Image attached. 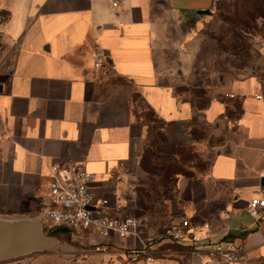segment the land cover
<instances>
[{
  "label": "crops",
  "instance_id": "obj_1",
  "mask_svg": "<svg viewBox=\"0 0 264 264\" xmlns=\"http://www.w3.org/2000/svg\"><path fill=\"white\" fill-rule=\"evenodd\" d=\"M214 1L0 0V216H42L55 164L84 167L96 194L120 198L117 175L147 107L177 128L201 116L242 132L214 155L207 179L184 184L182 211L264 257V212L257 221L248 211L264 198V82L234 81L200 110L157 80L158 15L198 14Z\"/></svg>",
  "mask_w": 264,
  "mask_h": 264
},
{
  "label": "rangeland",
  "instance_id": "obj_2",
  "mask_svg": "<svg viewBox=\"0 0 264 264\" xmlns=\"http://www.w3.org/2000/svg\"><path fill=\"white\" fill-rule=\"evenodd\" d=\"M263 7L264 0H222L210 14L161 12L153 34L158 83L202 110L234 81L255 76L264 82V18L244 17V11ZM139 119L145 132L134 139L132 161L118 173L115 189L133 214L146 220L150 238H158L165 225L183 215L184 184L207 179L214 155L229 150L227 143L242 132L234 126L218 129L201 116L177 128L147 107ZM53 235L60 241L51 250L0 264H107V256L94 254L77 236ZM245 264H264V257L250 255Z\"/></svg>",
  "mask_w": 264,
  "mask_h": 264
},
{
  "label": "built area",
  "instance_id": "obj_3",
  "mask_svg": "<svg viewBox=\"0 0 264 264\" xmlns=\"http://www.w3.org/2000/svg\"><path fill=\"white\" fill-rule=\"evenodd\" d=\"M52 168L48 194L51 206L42 221L45 232L63 230L77 236L94 254L107 256V264H155L165 260L179 264L174 257L184 259L186 264H245L250 257L246 245L227 237L216 238L209 221H193L185 215L173 220L158 238H150L146 220L134 215L127 202L95 193L94 175L84 167L71 163ZM248 211L260 220L264 198L253 197Z\"/></svg>",
  "mask_w": 264,
  "mask_h": 264
},
{
  "label": "water",
  "instance_id": "obj_4",
  "mask_svg": "<svg viewBox=\"0 0 264 264\" xmlns=\"http://www.w3.org/2000/svg\"><path fill=\"white\" fill-rule=\"evenodd\" d=\"M210 10L198 14H210ZM43 215L38 217L0 216V262L47 252L59 243L44 230Z\"/></svg>",
  "mask_w": 264,
  "mask_h": 264
},
{
  "label": "trees",
  "instance_id": "obj_5",
  "mask_svg": "<svg viewBox=\"0 0 264 264\" xmlns=\"http://www.w3.org/2000/svg\"><path fill=\"white\" fill-rule=\"evenodd\" d=\"M257 16H260V17H263L264 18V7L263 8H259V9H252V10H246V11H244V17H246V19H254V18H256ZM241 27V29H242V31H246V30H244V29H246V28H248L249 27V25H248V23L244 20L243 22H241V25H240ZM243 27H246V28H243ZM165 173H164V176H163V178L165 179V181L167 182L168 181V177L170 176V169H166L165 171H164ZM193 221H198V220H195V219H193V218H191ZM173 221V220H172ZM171 221V222H172ZM171 222L168 224V225H165L164 227H163V229H162V231L160 232V233H162L163 231H164V228H166L167 226H169L170 224H171ZM145 227H146V230H148V224H147V222H146V224H145ZM59 232H64L65 233V231H63V230H60V231H56V232H53V233H47V234H51V235H53V234H56V233H59ZM227 239H230L231 241L233 240L229 235L227 236ZM163 247H171V246H168V245H164Z\"/></svg>",
  "mask_w": 264,
  "mask_h": 264
}]
</instances>
